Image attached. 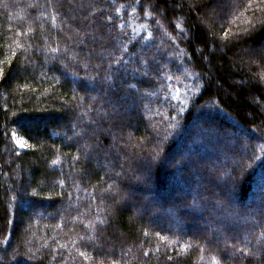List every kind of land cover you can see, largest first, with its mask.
Here are the masks:
<instances>
[{"label": "trees", "instance_id": "obj_1", "mask_svg": "<svg viewBox=\"0 0 264 264\" xmlns=\"http://www.w3.org/2000/svg\"><path fill=\"white\" fill-rule=\"evenodd\" d=\"M0 264H264V0H0Z\"/></svg>", "mask_w": 264, "mask_h": 264}, {"label": "rangeland", "instance_id": "obj_2", "mask_svg": "<svg viewBox=\"0 0 264 264\" xmlns=\"http://www.w3.org/2000/svg\"><path fill=\"white\" fill-rule=\"evenodd\" d=\"M92 91V90H91ZM122 108V107H121ZM17 145H18V147L19 148H21V149H25L26 148V144L23 142V141H21V140H19V139H17ZM95 162V164H96V161H94ZM125 171V170H124ZM123 172V171H122ZM167 194V193H166Z\"/></svg>", "mask_w": 264, "mask_h": 264}]
</instances>
